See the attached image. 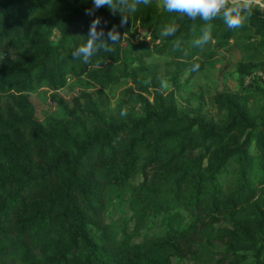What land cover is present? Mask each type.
Wrapping results in <instances>:
<instances>
[{
  "label": "trees",
  "instance_id": "1",
  "mask_svg": "<svg viewBox=\"0 0 264 264\" xmlns=\"http://www.w3.org/2000/svg\"><path fill=\"white\" fill-rule=\"evenodd\" d=\"M113 2L115 14L102 7L87 15L93 0H0V264H172V256L211 243L221 247L213 264H264V112L256 122L247 95L224 88L213 95L226 118L216 124L201 111L180 113L174 97L197 72L192 65L201 70L217 51L233 49L231 40H255L243 47L248 59L236 64L239 80L264 61V8L252 4L253 15L233 30L221 18L168 12L157 0L137 4L135 12L127 11L132 0ZM123 16L132 32L120 27ZM96 17L98 31L104 27L107 35L115 25L121 40L87 64L74 60ZM171 24L175 35L161 36ZM206 28L211 39L201 49L194 42ZM132 39L141 56L170 55L172 70L162 73L172 85L168 93L156 65L137 67L149 85L134 71L108 70ZM86 70L98 86L128 77L132 87L123 95L142 114H106L95 108L94 93L79 92L71 101L90 120L85 124L51 94L74 121L39 122L27 92L42 83L60 89ZM136 172L141 179L131 187L128 218L108 223L107 191ZM159 214L164 232L132 242L146 218Z\"/></svg>",
  "mask_w": 264,
  "mask_h": 264
},
{
  "label": "rangeland",
  "instance_id": "2",
  "mask_svg": "<svg viewBox=\"0 0 264 264\" xmlns=\"http://www.w3.org/2000/svg\"><path fill=\"white\" fill-rule=\"evenodd\" d=\"M161 3V0H157L158 6ZM252 4L264 8V0H253ZM123 29L128 32L133 30L129 24L124 25ZM136 33L140 38L147 39L144 31L138 29ZM55 38V34L50 37L51 40H55ZM133 42L134 39L123 46L117 62H108V70L112 73L134 71L138 74L142 83L149 85L148 75L140 72L137 67L156 65L157 73L161 74L159 79L161 91L162 93H168L172 90V85L169 77L162 73L165 69L172 70V67L168 64L170 55L167 53L162 55L153 53L148 56H141L139 51L132 47ZM248 42L254 43L255 40H231L228 45H233V49L217 51L208 64L188 79L181 91L174 94L180 113L192 116L201 111L207 117H211L216 124H223L226 121L225 111L216 108L213 95L217 91L226 88L246 94L247 105L256 116V122L261 120L264 112V61L251 68L250 72L244 74L240 80L236 70L237 62L248 59V55L243 49ZM186 75L187 71H184L179 81L182 82ZM130 87H132V84L126 76H121L117 82L107 86L93 85L90 79V71L86 70L78 75H69L64 87L60 89L53 90L42 83L27 92V96L33 106L35 118L44 126L53 125L57 122L69 125L70 122L74 121L55 100H52L51 94L60 96L69 105L74 115H81L85 124H89L90 120L83 113H80L79 108L73 105L72 96L77 95L79 92L91 91L94 93L92 100L95 108L104 111L106 114L125 117L121 116L120 112L122 108L127 107V114L131 111L140 115L142 114L141 106L128 102L125 95H123L125 90ZM143 95L151 100V95L146 93H143ZM71 130L74 129L71 128ZM250 150L253 151V146L250 147ZM143 159V153L140 151L139 162ZM140 179L139 172H136L122 188L107 191L106 221L108 223H115L121 217L128 218L130 212L127 204L131 187L136 185ZM127 226L128 231L131 232L132 221L127 220ZM163 232L161 214L148 216L138 233L132 238V242H140L144 236L162 234ZM220 250V246L211 243L206 249H199L193 255L184 258L172 256L170 259L172 264H213L216 252Z\"/></svg>",
  "mask_w": 264,
  "mask_h": 264
},
{
  "label": "clouds",
  "instance_id": "3",
  "mask_svg": "<svg viewBox=\"0 0 264 264\" xmlns=\"http://www.w3.org/2000/svg\"><path fill=\"white\" fill-rule=\"evenodd\" d=\"M123 3V0H120ZM151 0H132L128 5L127 11L135 12L136 5L143 3L148 5ZM164 8L168 12L179 13L181 17L187 16L189 19L195 20L197 17L205 22L212 21L216 18L223 19L228 29H237L244 26L246 21L253 15L252 3L253 0H162ZM102 7H107L115 14L117 8L113 0H93V9L86 10L87 15H93L95 10ZM128 18L123 16L120 21V27L127 24ZM102 25V18L96 17L91 21L86 43L78 46L73 52L74 60H81L87 64L91 58L97 55L101 50L105 52H112L113 46L121 40V33L116 31L117 26H113L111 30L105 35L104 27ZM103 25H107V21H103ZM178 27L175 24L167 25L160 32L161 36H174ZM127 33L124 34V37ZM210 31L206 28L202 30V35L194 43L201 49L210 41ZM109 41L111 43H109ZM175 46L180 47V42L175 41ZM200 65L194 63L192 71H198ZM121 116L127 115V107L122 108Z\"/></svg>",
  "mask_w": 264,
  "mask_h": 264
}]
</instances>
